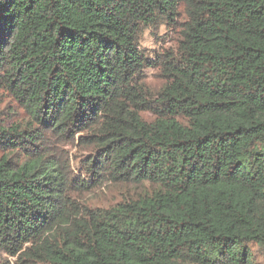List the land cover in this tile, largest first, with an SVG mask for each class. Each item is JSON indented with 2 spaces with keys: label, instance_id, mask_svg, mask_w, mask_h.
<instances>
[{
  "label": "trees",
  "instance_id": "16d2710c",
  "mask_svg": "<svg viewBox=\"0 0 264 264\" xmlns=\"http://www.w3.org/2000/svg\"><path fill=\"white\" fill-rule=\"evenodd\" d=\"M0 88V264H258L264 0H0Z\"/></svg>",
  "mask_w": 264,
  "mask_h": 264
},
{
  "label": "rangeland",
  "instance_id": "374dc122",
  "mask_svg": "<svg viewBox=\"0 0 264 264\" xmlns=\"http://www.w3.org/2000/svg\"><path fill=\"white\" fill-rule=\"evenodd\" d=\"M169 36L170 33L166 32L164 26H161L157 31L146 29L140 41V48L149 56L161 53L166 47L173 46V42ZM144 80L151 90H157L163 84V80L158 75V72L151 68L146 70ZM25 119H28L27 115L19 104L10 98L6 91L0 88V123H5L6 125L24 123ZM12 260V258L6 257L3 259V262L4 264H10ZM256 261L258 264H264V252L257 255Z\"/></svg>",
  "mask_w": 264,
  "mask_h": 264
}]
</instances>
